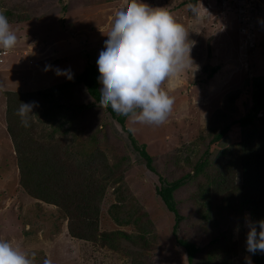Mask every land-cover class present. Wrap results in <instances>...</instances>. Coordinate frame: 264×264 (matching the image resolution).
Wrapping results in <instances>:
<instances>
[{"label": "rangeland", "instance_id": "374dc122", "mask_svg": "<svg viewBox=\"0 0 264 264\" xmlns=\"http://www.w3.org/2000/svg\"><path fill=\"white\" fill-rule=\"evenodd\" d=\"M189 1L141 0L152 8H164L184 25L188 41L194 42L191 57L199 66L192 76L181 74L171 89L167 83L163 85L175 98L165 123L156 126L125 120L137 143L144 144L154 157L159 171L168 167L167 158L176 149L198 134L207 133L216 110H225L229 103L230 119L245 112L250 105L251 79L264 76V0H197L199 20L186 8ZM123 2L0 0V12L7 16L19 39L13 50L4 51L0 61V239L18 243L33 264H188L177 239L205 251L209 242L219 236L210 226L200 227L197 207L187 198L190 187L175 195L177 201L183 200L179 210L185 219L174 233V215L155 192L156 175L125 143L126 134L117 121L99 104L94 105L82 82L76 80L86 59H98L114 14ZM46 65L70 69L72 79L57 76L53 70L45 71ZM215 66L219 69L208 79ZM45 90L48 98L43 99L37 92ZM4 91L37 94L34 101L38 106L33 108L29 122L34 134L44 135L62 123L82 134L75 142L82 143L77 150L87 147L84 144L88 134H100L99 148L105 153L113 151L118 157L123 155L121 193L137 211L131 212L132 223L118 224L107 213L111 203L117 202L115 185L105 191L93 241L71 236L64 212L22 190L15 147L6 131ZM229 134L231 141L238 131ZM129 210L130 207L125 211L115 209L114 217L123 220ZM247 219L245 216L243 230L233 229L225 235L237 247L231 264H246L245 258L250 257L246 251ZM116 232L132 237H117ZM100 233L115 235V239L101 241ZM201 257L199 254L196 258Z\"/></svg>", "mask_w": 264, "mask_h": 264}, {"label": "trees", "instance_id": "16d2710c", "mask_svg": "<svg viewBox=\"0 0 264 264\" xmlns=\"http://www.w3.org/2000/svg\"><path fill=\"white\" fill-rule=\"evenodd\" d=\"M196 2L189 1L192 4ZM250 45L254 46L253 43ZM96 61L86 59L87 63L76 77L84 85L94 105L99 104L98 90L101 87L97 82L99 72ZM218 69L212 67L208 79ZM2 94L6 99L8 113L6 131L14 144L17 157L19 184L29 197L64 212L71 236L93 241L98 233V219L105 191L115 185L113 193L117 202L111 203L107 213L118 224L133 222L131 212L135 211V206L126 202L121 193L124 185V170L121 168L125 162L123 155L118 157L113 151L105 153L99 148L100 134H88L84 145L89 148L80 147L77 150L82 143L75 142L82 134H76V129L73 131L69 125L63 126L60 123L44 135L34 134L32 124L23 126L17 115L20 103L33 102L37 94L43 99L48 98L46 90L37 94L19 91H4ZM228 97L230 101L231 96ZM104 109L121 126L126 134L125 143L131 151L136 153L148 171L156 175L155 192L174 215V233L185 219L179 210L183 200L177 201L175 195L186 187H190L187 198L194 201L197 207L200 227L210 226L219 233L218 237L209 242L205 251L192 242L177 239L178 245L184 248L188 264L200 260L198 264H231L232 258L238 253L237 247L225 235L233 229L243 230L245 216L247 222L264 220V76L251 79L250 105L245 112L230 119L232 108L229 103L225 110H216L206 129L207 133L198 134L183 148L176 149L167 158L168 167L165 166L166 169L161 171L156 169L154 157L146 151L145 145L138 144L130 129L125 126L127 118L116 115L110 107ZM232 130H237L238 134L234 140L229 141ZM129 207L130 212L125 213L123 220L117 219V215L114 217L115 209L125 211ZM114 234L124 239L132 237L124 232ZM114 236L100 233L101 241L106 239L111 242ZM199 254L202 257L196 258ZM249 256L252 264H264V253H249Z\"/></svg>", "mask_w": 264, "mask_h": 264}, {"label": "clouds", "instance_id": "9594fccd", "mask_svg": "<svg viewBox=\"0 0 264 264\" xmlns=\"http://www.w3.org/2000/svg\"><path fill=\"white\" fill-rule=\"evenodd\" d=\"M199 7L207 10L199 3ZM186 8L199 20L195 4ZM188 30L164 8H152L141 0H124L116 10L104 48L96 61L99 76V106L111 108L118 116L133 123L159 126L173 111L175 98L164 89H171L181 74L198 70L191 57L194 42L187 39ZM19 42L6 15L0 12V49L13 50ZM57 76L72 79L70 69H53ZM35 101L20 103L17 115L21 124L29 126ZM257 225L259 231H257ZM246 251L264 253V220L247 222ZM34 255V254H33ZM246 264H252L246 257ZM0 264H33L29 253L17 243L0 239Z\"/></svg>", "mask_w": 264, "mask_h": 264}, {"label": "built area", "instance_id": "2783aa9c", "mask_svg": "<svg viewBox=\"0 0 264 264\" xmlns=\"http://www.w3.org/2000/svg\"><path fill=\"white\" fill-rule=\"evenodd\" d=\"M6 53L4 52V50H0V61H2V57L3 55H5Z\"/></svg>", "mask_w": 264, "mask_h": 264}, {"label": "crops", "instance_id": "0c3cea01", "mask_svg": "<svg viewBox=\"0 0 264 264\" xmlns=\"http://www.w3.org/2000/svg\"><path fill=\"white\" fill-rule=\"evenodd\" d=\"M8 74V73H7ZM7 74H6V76H7Z\"/></svg>", "mask_w": 264, "mask_h": 264}]
</instances>
